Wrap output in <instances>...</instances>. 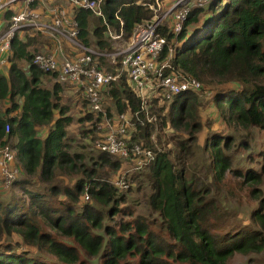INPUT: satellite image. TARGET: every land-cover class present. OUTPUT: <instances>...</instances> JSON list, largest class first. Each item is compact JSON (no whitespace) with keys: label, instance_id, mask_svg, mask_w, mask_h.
Returning <instances> with one entry per match:
<instances>
[{"label":"trees","instance_id":"trees-1","mask_svg":"<svg viewBox=\"0 0 264 264\" xmlns=\"http://www.w3.org/2000/svg\"><path fill=\"white\" fill-rule=\"evenodd\" d=\"M150 1L105 0L106 23L76 7L67 18L78 24L76 40L108 53L114 47L107 25L118 30L122 20V36L128 39L137 23L152 16ZM18 2L16 8L17 2L0 10L2 29L19 9L41 10L45 16L46 5L39 0ZM63 3L54 0L49 5L63 8ZM62 28L69 31L71 26ZM160 33L173 47L170 63L175 71L167 72L193 77L201 86L169 99L156 87L146 99L145 113L124 70L104 85L101 111L93 110L82 95L78 118L90 122L92 127L83 131L93 135L90 141L101 115L103 121L107 117L123 125L129 144L152 152L153 158L140 168H134L135 157L101 151L90 157L97 167H86V156L73 151L69 142L73 118L59 100V68L42 71L32 64L35 52H48L57 40L30 26L10 39L7 73L0 70V147L13 149L11 167L18 171L8 185L14 189L11 197L0 199V264H228L235 254L264 252L262 176L254 169L242 172L232 167L239 150L252 145V138L237 129L264 130V0H209L206 6L191 9L178 35L166 25L160 26ZM40 37L45 40L42 45ZM167 45L158 63L169 56ZM61 47L66 55L78 52L64 40ZM121 60L122 55L112 62L106 56L97 58L99 68L112 74L120 71ZM48 78L54 80L50 86ZM202 83L213 88L216 112L229 129L210 132L203 147L207 157L201 160L194 148L196 134L205 126L195 110ZM165 128L174 132L168 134L163 149L156 150L151 137ZM105 132L100 127L97 139ZM260 155L264 171V151ZM122 163L130 168L115 180L135 179L143 202L133 200L130 189L122 193L99 176L105 167L118 170ZM231 167L232 177L242 176V181L222 195L219 184ZM138 169L143 171L133 175ZM2 181L0 175L4 188ZM39 184L44 186L38 188ZM242 185H247L251 199L259 201L248 210V222L231 215Z\"/></svg>","mask_w":264,"mask_h":264},{"label":"built area","instance_id":"built-area-1","mask_svg":"<svg viewBox=\"0 0 264 264\" xmlns=\"http://www.w3.org/2000/svg\"><path fill=\"white\" fill-rule=\"evenodd\" d=\"M18 1L29 4L34 0H0V10L6 9ZM62 1L71 7L90 11L105 22L103 12L105 0ZM208 2L207 0L150 1L147 3V8L151 10L152 16L150 19L137 23L128 39H124L122 36L123 22L117 16L116 18L119 19L118 30L107 25V33L114 47V51L108 53L97 51L91 46H85L75 39L79 32L78 24L75 20L70 21L67 18L65 8L49 7V21H42L40 13L36 10L19 9L11 15L8 28L0 35V70L8 64L10 39L21 28L30 26L38 31L47 32L53 37L64 39L69 44L77 46V49L80 48L75 56L66 55L62 50L61 41L58 39L57 45L48 52H37L33 55L32 64L37 69L54 71L59 68L58 80L62 84L73 87L72 90L80 89L90 107L96 111L102 110L100 101L104 85L115 81L121 72L127 70V82L138 90L146 113V99L156 87H161L163 96L169 99L175 94L201 86V83L193 77H179V74L167 72V69L175 71L170 63L173 47L167 45L166 37L160 33V26L166 25L167 29L178 35L183 29L191 9L204 7ZM65 24L71 26L69 31L62 28ZM166 45L169 56L158 63V58ZM118 55H122L121 68L118 73L112 74L99 68L97 61L99 56L114 59ZM121 118L123 117L121 116ZM147 118L149 119L148 115ZM104 125V129H106L104 137L95 141V146L99 151L118 157H135L134 168L144 166L153 158L149 149H141L137 143L129 144L123 125H116L115 121L107 117L104 119ZM8 129L7 124L6 131ZM13 159L14 151L9 145L0 147V175L6 186L10 185L18 171V168L11 167ZM113 183L120 189H126L129 186L123 178H118ZM88 197L86 193L85 198Z\"/></svg>","mask_w":264,"mask_h":264},{"label":"rangeland","instance_id":"rangeland-1","mask_svg":"<svg viewBox=\"0 0 264 264\" xmlns=\"http://www.w3.org/2000/svg\"><path fill=\"white\" fill-rule=\"evenodd\" d=\"M193 1V0H192ZM209 1V0H207ZM21 5H23V2H21ZM2 33V28H0V35ZM43 36V35H42ZM42 43L45 42L41 37L39 39ZM75 46V45H74ZM42 47V46H41ZM77 49V46H75ZM93 48V47H91ZM80 48H78V51ZM114 51V50H113ZM37 53V52H35ZM109 61H113L114 59H111L110 57H107ZM5 67V66H4ZM2 67V69L4 68ZM4 73H7L6 68L3 71ZM50 80L49 86L53 83V79ZM203 89L199 92L196 93V106L195 110L197 114L199 115V118L201 120V124L205 125L200 128V130L197 132V146H195L194 151H195V157L197 159H204L206 158V152L203 150L205 142H207V139L211 135V131H217V132H224L227 131L229 128L228 126L221 120V117H219L218 113L216 112V107L212 101V91L213 88L209 84L202 83ZM73 87H71L68 84H62L61 85V91L59 95V100L60 103L64 106L67 107L68 114L72 116L73 122L70 124L68 127V137H69V142L71 144L72 150L83 153L86 156V159L84 160V165L88 168H95L97 166L93 165V160L90 159V157H94L98 153V149L95 146V141L97 139V130L100 127L103 126V119L97 121L96 126H95V131L94 133V138L92 141L89 140V138L93 135L88 134V133H83V131H86L90 127L89 121H84V122H79L78 118L81 116V108H82V93L81 90H72ZM100 116V115H99ZM129 128V127H128ZM233 128H230L232 130ZM240 130V133L243 135H247V137L252 138V145H250V148L244 149L241 148L239 151L241 155L237 159H233V168H239L240 171L245 172L248 168L249 169H254L257 171L259 174L262 176V183H261V191H260V199H263L264 202V171L261 170V158L262 156L260 155L262 151H264V130L261 129H251L250 133L245 130L237 129ZM131 132V130H129ZM174 130L172 129H164V131H160L159 134H153L151 137V142L150 144L156 149V150H161L163 149L164 141L167 139L168 134L173 133ZM178 135H184L185 137H188V134L186 132H176ZM89 136V137H88ZM89 141V142H88ZM170 145V144H169ZM167 145V146H169ZM84 146V147H83ZM232 167L230 170H227L224 174V183L219 184V190L222 193V195H225V193L228 190H233L237 186V181H242V176L239 178L238 177H232L234 174V171L232 170ZM78 168H83V166H79ZM130 168V167H129ZM128 165L125 163H122L120 168L118 170H111L108 167H105L100 171V177L102 179H106L113 183L116 177L122 176L125 174V172L129 169ZM142 170V169H141ZM141 170H135L133 175H136L138 171ZM143 171V170H142ZM146 171V170H145ZM145 171L142 172L141 175L145 174ZM17 176V173H16ZM66 182H69L68 180L64 178H61ZM141 179V178H140ZM3 182V181H2ZM130 183V184H129ZM129 187L126 189H119L120 192H128L127 190L130 189V193L132 195V199L139 200L143 202V194H142V188L137 190L138 183H136L135 179H129ZM4 188L0 187V199H7L11 197V194L14 192V189H12L9 186H6L5 181L3 182ZM38 188L44 186L42 184L37 185ZM9 187V188H7ZM141 187V186H140ZM250 199H249V198ZM224 201V200H222ZM259 201L258 200H253L248 194V188L247 185H242V190L239 191L238 193V199H235V205L232 206V212L231 215L232 217H237L240 220L244 222H248L247 219V213L250 208L253 206H257ZM228 205V203H226ZM264 205V204H263ZM16 239V237H15ZM228 264H264V252L262 253H257V254H250V255H242V254H235L228 262Z\"/></svg>","mask_w":264,"mask_h":264},{"label":"crops","instance_id":"crops-1","mask_svg":"<svg viewBox=\"0 0 264 264\" xmlns=\"http://www.w3.org/2000/svg\"><path fill=\"white\" fill-rule=\"evenodd\" d=\"M51 1H54V0H47V1H44V2H42V1H40V5H42V6H44L45 7V5H46V8H45V10H46V12H43L44 14H45V16H41V18L43 17V18H45L44 20H43V18L41 19L42 21H47L46 20V18H48L49 17V7H51V6H55V5H49V2H51ZM17 6H20V2H17L16 3V6H15V8L17 7ZM61 8V7H60ZM63 8H65L66 9V11H67V15L69 14V10L71 9V6H69L67 3H63ZM37 12H39L40 13V15H41V10H36ZM49 21V20H48ZM2 23L3 22H1L0 21V28H1V25H2ZM5 29H2V32L4 31ZM41 32V31H40ZM41 33H44V32H41ZM48 33L47 32H45L44 33V35H43V37L45 36L46 37V35H47ZM49 35V34H48ZM43 37H41V38H43ZM53 38H55L56 40H58L59 38L58 37H53ZM62 40H64V39H59V41H62ZM7 67H8V64L7 65H5V67L3 68V71H4V69L6 68V70H7Z\"/></svg>","mask_w":264,"mask_h":264}]
</instances>
